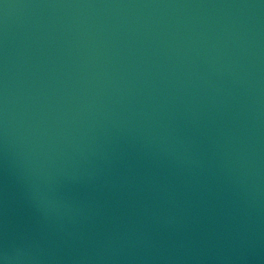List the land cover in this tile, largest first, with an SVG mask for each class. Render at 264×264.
<instances>
[{"label": "water", "instance_id": "water-1", "mask_svg": "<svg viewBox=\"0 0 264 264\" xmlns=\"http://www.w3.org/2000/svg\"><path fill=\"white\" fill-rule=\"evenodd\" d=\"M13 246L25 264H264V0H0Z\"/></svg>", "mask_w": 264, "mask_h": 264}, {"label": "clouds", "instance_id": "clouds-1", "mask_svg": "<svg viewBox=\"0 0 264 264\" xmlns=\"http://www.w3.org/2000/svg\"><path fill=\"white\" fill-rule=\"evenodd\" d=\"M38 204L45 212L55 211L58 208L55 198L43 191L38 193ZM28 259H30L29 253L23 247L13 246L0 253V264H25Z\"/></svg>", "mask_w": 264, "mask_h": 264}]
</instances>
